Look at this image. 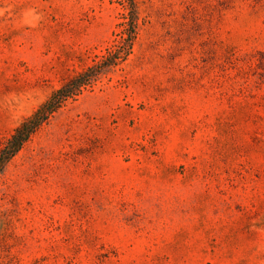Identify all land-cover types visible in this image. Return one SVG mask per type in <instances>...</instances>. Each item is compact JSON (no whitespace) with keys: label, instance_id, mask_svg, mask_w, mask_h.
I'll return each instance as SVG.
<instances>
[{"label":"rangeland","instance_id":"obj_1","mask_svg":"<svg viewBox=\"0 0 264 264\" xmlns=\"http://www.w3.org/2000/svg\"><path fill=\"white\" fill-rule=\"evenodd\" d=\"M132 11L0 174V264H264V0H0V150Z\"/></svg>","mask_w":264,"mask_h":264},{"label":"trees","instance_id":"obj_2","mask_svg":"<svg viewBox=\"0 0 264 264\" xmlns=\"http://www.w3.org/2000/svg\"><path fill=\"white\" fill-rule=\"evenodd\" d=\"M133 4V0H130ZM127 7V6H125ZM124 22L116 33V39L107 53L98 58L87 70L70 78L45 101L12 134L0 150V174L25 143L71 99H75L92 87L113 68L121 65L131 55L138 35L137 15L134 11L123 16Z\"/></svg>","mask_w":264,"mask_h":264}]
</instances>
